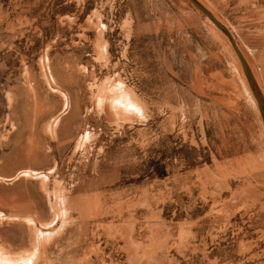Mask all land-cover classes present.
Masks as SVG:
<instances>
[{
    "label": "rangeland",
    "instance_id": "374dc122",
    "mask_svg": "<svg viewBox=\"0 0 264 264\" xmlns=\"http://www.w3.org/2000/svg\"><path fill=\"white\" fill-rule=\"evenodd\" d=\"M196 1L264 100V0ZM43 241L48 264H264V124L189 0H0V264Z\"/></svg>",
    "mask_w": 264,
    "mask_h": 264
},
{
    "label": "water",
    "instance_id": "95a60500",
    "mask_svg": "<svg viewBox=\"0 0 264 264\" xmlns=\"http://www.w3.org/2000/svg\"><path fill=\"white\" fill-rule=\"evenodd\" d=\"M196 8H198L203 14H205L231 41L232 46L234 48V51L240 61L241 67L243 69V72L245 74V77L247 79L248 85L253 93V96L255 97L256 103H257V107L259 110V113L261 115L263 124H264V100L261 96V94L257 91V89L255 88V84H254V80L252 77V74L249 70V67L241 53V51L239 50L236 42L234 41L231 33L229 32V30L219 21L217 20L208 10H206L202 5H200L196 0H189Z\"/></svg>",
    "mask_w": 264,
    "mask_h": 264
},
{
    "label": "bare ground",
    "instance_id": "6f19581e",
    "mask_svg": "<svg viewBox=\"0 0 264 264\" xmlns=\"http://www.w3.org/2000/svg\"><path fill=\"white\" fill-rule=\"evenodd\" d=\"M254 80V79H253ZM255 83V82H254ZM123 93V92H122ZM111 107V106H110ZM112 110V109H111ZM64 216V215H63ZM66 216V215H65ZM16 218V217H15ZM17 219V218H16ZM25 221L31 223V224H34V225H37L35 220H33L32 218L31 219H25ZM63 221H65L63 219ZM63 223V222H62ZM64 224V223H63ZM37 231V230H36ZM40 231V230H39ZM40 233V232H39ZM52 233V232H51ZM57 233V232H56ZM42 234V233H41ZM40 235V234H39ZM48 236V235H47ZM50 236V235H49ZM39 237V236H38ZM44 237V236H43ZM42 237V238H43ZM41 240V239H39ZM38 242V241H37ZM46 242H39L37 243L35 249H32L31 253L29 252L28 254H26L27 256H25V258H23L22 260H24L25 262H21V261H18L16 262V264H43V263H47L48 264V261L46 259H43V256L41 255V247L42 245H44ZM36 244V243H35ZM5 249V248H4ZM2 257V254L0 255ZM18 258H21V257H18ZM3 261V260H2ZM4 262V261H3ZM7 263V262H6ZM10 264V262H9Z\"/></svg>",
    "mask_w": 264,
    "mask_h": 264
},
{
    "label": "crops",
    "instance_id": "0c3cea01",
    "mask_svg": "<svg viewBox=\"0 0 264 264\" xmlns=\"http://www.w3.org/2000/svg\"><path fill=\"white\" fill-rule=\"evenodd\" d=\"M2 247H4V246H2ZM0 249H1V248H0ZM1 251H3V250L1 249ZM4 251L6 252V251H8V250H6V248H5V250H4ZM4 251H3V252H4ZM2 255H3V254H2ZM45 255H46V254H45ZM46 257H47V256H46ZM46 260H47V259H46Z\"/></svg>",
    "mask_w": 264,
    "mask_h": 264
}]
</instances>
